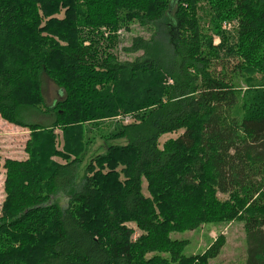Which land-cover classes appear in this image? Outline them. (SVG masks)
Listing matches in <instances>:
<instances>
[{"label":"trees","instance_id":"trees-1","mask_svg":"<svg viewBox=\"0 0 264 264\" xmlns=\"http://www.w3.org/2000/svg\"><path fill=\"white\" fill-rule=\"evenodd\" d=\"M135 22L153 33L118 61L114 39ZM44 79L64 93L51 107ZM123 117L107 139L125 144L78 181L83 126ZM0 118L30 133L28 158L0 164V264H207L222 237L185 257L170 235L233 221L245 264H264V0H0Z\"/></svg>","mask_w":264,"mask_h":264},{"label":"rangeland","instance_id":"rangeland-1","mask_svg":"<svg viewBox=\"0 0 264 264\" xmlns=\"http://www.w3.org/2000/svg\"><path fill=\"white\" fill-rule=\"evenodd\" d=\"M172 12L169 14V18L172 16ZM58 18H62L59 15ZM225 29H229L230 25H224ZM152 29L147 27L139 26L138 23H131L128 30L120 29L114 39V44L112 45V54L121 62H131L140 53H130L125 51L128 49L134 38L149 39L152 35ZM163 34L160 33V37ZM106 36V35H105ZM44 105L51 107L56 102L61 101L64 98V93L61 89L57 88L49 80L44 79ZM237 87L244 89L243 80L236 81ZM24 118L27 123L36 124L43 127H49L53 121L52 114L37 113L32 110L24 111ZM132 122V119L126 118H113L103 120L102 122L95 123L98 126H93L95 124H85L84 128V138L86 142V154L84 161L80 165L78 172V181L81 179L84 167L89 162L91 158L95 155L104 153L106 146L108 144L123 145L125 141L115 140L108 141L107 137L110 136L112 132L116 130L119 126L126 125ZM56 136L57 149H61L62 145V135L61 131L56 129L54 131ZM181 132H176L172 134H166L161 136L159 139V146L161 147L166 141L170 139L177 138ZM30 137V133L21 127L13 124H9L0 118V164L2 165L6 159L23 161L28 158V153L25 151L26 142ZM83 138V139H84ZM44 146L40 149H35L36 154H41ZM53 161L62 163L59 158H52ZM4 182V170L0 169V206L5 198V193L3 189ZM142 192L145 197H149L146 191L145 181L142 183ZM219 200H226L225 196L218 195ZM59 204L62 207L66 205V197L60 195ZM134 228L133 225H130ZM264 232V225H263ZM222 237L223 246L215 259L209 260L207 264H245L246 257V243H245V233L243 228V223L239 221L233 222H222V223H204L200 225L197 229L192 231L177 232L170 235L172 240H180L186 242V246L183 249V256L194 257L201 256L205 251L211 246V244L218 238Z\"/></svg>","mask_w":264,"mask_h":264}]
</instances>
